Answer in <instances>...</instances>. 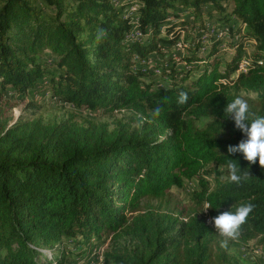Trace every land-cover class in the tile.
Instances as JSON below:
<instances>
[{"label": "trees", "instance_id": "16d2710c", "mask_svg": "<svg viewBox=\"0 0 264 264\" xmlns=\"http://www.w3.org/2000/svg\"><path fill=\"white\" fill-rule=\"evenodd\" d=\"M42 1L49 10L40 0H0V264H66L72 251L65 239L85 254L108 234L138 246L108 251L107 264H230L201 214L205 204L214 218L251 202L238 239L264 243V170L240 153L229 155L228 147L246 137L224 113L237 96L252 101L241 92H255L250 112L264 116V0ZM214 26H228L231 58L216 55L223 39L212 36L207 56H196L205 44L198 43L188 68L170 70L168 85L147 79L139 60L177 43L186 28L203 37ZM135 29L142 38L130 37ZM248 41H255L252 63L238 73ZM44 77L60 102L130 109L143 123L108 130L72 118L11 122L7 90L25 95ZM229 159L251 177L229 182ZM221 166L225 180L215 176L213 187L209 177ZM192 180L200 189L187 220L144 210V198L162 199Z\"/></svg>", "mask_w": 264, "mask_h": 264}, {"label": "rangeland", "instance_id": "374dc122", "mask_svg": "<svg viewBox=\"0 0 264 264\" xmlns=\"http://www.w3.org/2000/svg\"><path fill=\"white\" fill-rule=\"evenodd\" d=\"M39 5L49 10V8L45 7V3L42 0H40ZM169 12L171 14L172 12L178 11L170 9ZM221 28L218 26L212 27L208 33L211 39L209 38L210 40H208L207 46L203 43V37H200V31L198 29H193L191 27L186 28L181 32V37L178 40L183 42L182 47H176V42L170 43V45L164 48L160 53H153L148 56L152 59L151 62L147 61L145 66H143V63L138 62V65L148 69L149 75L147 79L155 80L156 85L159 87L166 86L172 79L171 74H169L170 70L188 68L186 63L187 58L195 54L196 45L198 43L202 44V46L204 44V46H200L196 52V56H207L210 50V44L213 40L212 33L214 34L215 29ZM230 37H232L231 32H228L224 41H221L219 47H217L216 55L224 61L231 58L233 53L228 46V42L231 40ZM251 43L252 42L248 41L245 45L244 52L247 54H252L254 52V47L250 45ZM203 48L209 50L206 52ZM43 60L50 68L54 67V62L51 59L44 57ZM191 66H199V64L194 62ZM199 71H195L192 74V78H194ZM6 94L13 104V108L8 112L11 116V122L13 121V117L14 121L16 120L15 116L18 113L19 117L24 119L40 117L44 123L60 122L70 118L82 124H88L94 121L97 125L105 127L108 130L116 128L136 129L143 123V119L140 120V114L130 109H121L114 112H105L104 110L93 111L80 109L72 104L60 102L49 92L48 77H44L38 82L35 88L29 90L25 95H17L9 90H7ZM241 94L252 100L251 102L249 101L251 105H254L258 98V94L255 92H241ZM206 121L207 118H203L198 121V124L203 126ZM223 170V168H220L215 175L209 177L213 187L216 185L215 176L220 178V175H222L220 172ZM199 189L200 185L198 181L192 180L183 187H172L166 197L162 199L144 198L142 204L144 210L152 209L157 212L172 213L178 216L180 220L185 221L189 214L194 213L195 206L193 204L196 201L195 192ZM207 206V204L204 205V211H202L201 214L204 213L207 222L214 226L212 223L213 217L209 214V211L206 210ZM221 239V237L215 234L218 248L226 256L230 264H264V243H261L259 239L251 241H243L240 239L229 241L227 249L220 246ZM63 246L72 251L67 257L66 264H107L104 256L108 251L123 247L135 248L138 246V242L126 235L114 238L112 234H108L105 240L102 239L99 241L96 247L89 253H79V247H75L74 239H65Z\"/></svg>", "mask_w": 264, "mask_h": 264}, {"label": "clouds", "instance_id": "9594fccd", "mask_svg": "<svg viewBox=\"0 0 264 264\" xmlns=\"http://www.w3.org/2000/svg\"><path fill=\"white\" fill-rule=\"evenodd\" d=\"M187 100V93L180 92L177 103L183 105ZM160 112L159 107L154 110L157 116L160 115ZM224 113L225 119L234 120L236 129L242 131L246 137L238 146L228 147L229 155L240 153L249 164L254 165L258 161L260 168L264 170V116H256L250 112L248 100L242 96H237L233 101L228 102ZM235 162L236 160L229 159L226 164L227 179L231 183L240 184L242 181L248 180L251 174L243 172L240 165L238 167ZM223 167L221 166V168ZM242 172L243 174H241ZM220 173L222 174L220 178L223 180L225 177L222 172ZM235 207V212L232 210L222 212L212 220L216 235L222 238L220 246L225 249H227L229 241H236L239 238L240 228L253 212L255 206L251 202H246ZM210 208L212 207L207 206L206 210Z\"/></svg>", "mask_w": 264, "mask_h": 264}, {"label": "built area", "instance_id": "2783aa9c", "mask_svg": "<svg viewBox=\"0 0 264 264\" xmlns=\"http://www.w3.org/2000/svg\"><path fill=\"white\" fill-rule=\"evenodd\" d=\"M137 9H138L137 4H135V5H133L131 7L132 11H136ZM228 32H229L228 26H224L221 29L215 30L214 34L212 33V36L215 37V38H222L223 39L222 41H224V39H225L226 35L228 34ZM130 37L133 38V39H140V38L143 37V34H142V32L139 29H135L133 32H131ZM209 38H210L209 34H204L203 35V42L205 43L206 46L208 45V40H210ZM251 42L252 43L250 45L255 44V41H251ZM175 45H176V47H182L183 42L182 41H178ZM147 61L151 62L152 59L149 58V57H145V58L139 60V62L144 64L143 66H145ZM251 63H252L251 54L250 53L247 54V53L244 52L243 56H242V59L239 62V66H238L237 72L238 73L247 72L249 67H250V65H251ZM260 63H262V62L260 61ZM15 118L16 119L19 118V114L18 113L16 114Z\"/></svg>", "mask_w": 264, "mask_h": 264}, {"label": "crops", "instance_id": "0c3cea01", "mask_svg": "<svg viewBox=\"0 0 264 264\" xmlns=\"http://www.w3.org/2000/svg\"><path fill=\"white\" fill-rule=\"evenodd\" d=\"M249 42H251V41H249ZM253 47H255V44H253Z\"/></svg>", "mask_w": 264, "mask_h": 264}]
</instances>
